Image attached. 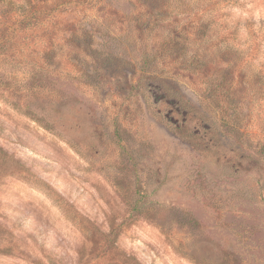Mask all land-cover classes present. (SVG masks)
<instances>
[{
	"label": "rangeland",
	"instance_id": "1",
	"mask_svg": "<svg viewBox=\"0 0 264 264\" xmlns=\"http://www.w3.org/2000/svg\"><path fill=\"white\" fill-rule=\"evenodd\" d=\"M0 264H264V0H0Z\"/></svg>",
	"mask_w": 264,
	"mask_h": 264
}]
</instances>
